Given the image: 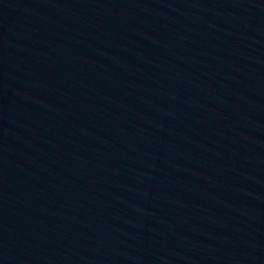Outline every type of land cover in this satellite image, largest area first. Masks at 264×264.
<instances>
[{
	"label": "water",
	"instance_id": "obj_1",
	"mask_svg": "<svg viewBox=\"0 0 264 264\" xmlns=\"http://www.w3.org/2000/svg\"><path fill=\"white\" fill-rule=\"evenodd\" d=\"M0 264H264V0H0Z\"/></svg>",
	"mask_w": 264,
	"mask_h": 264
}]
</instances>
